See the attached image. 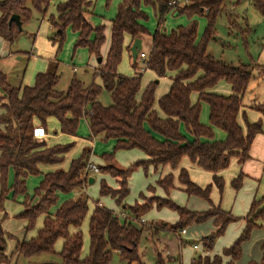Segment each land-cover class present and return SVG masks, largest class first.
<instances>
[{"label": "trees", "instance_id": "obj_1", "mask_svg": "<svg viewBox=\"0 0 264 264\" xmlns=\"http://www.w3.org/2000/svg\"><path fill=\"white\" fill-rule=\"evenodd\" d=\"M172 1L121 0L116 16L111 19V45L107 58L102 60L95 73L101 76L102 84L92 82L86 85L74 77L66 91L58 89L61 75L57 59L46 71L37 73L33 85L23 89L11 87L6 75L0 72L3 89L0 97L3 109L0 114V214L3 213L0 215V263L9 264L5 251L7 238L12 236L4 229L3 223L7 217L5 202L10 191L14 197L25 196V209L20 216L28 221L27 230L35 226L40 215L44 216L43 226L35 237L16 240L12 255L17 260L25 258L28 262L44 261L47 258H42L43 255H50L61 264H112L114 253H118L126 264L139 263L140 241L145 229L141 218L153 208H169L177 212L178 220L170 226L176 233L191 224L213 220L217 227L214 232L216 237L222 235L231 223L241 219L225 210L221 203H214L211 193L214 185L223 192L225 179L218 172L226 169L233 157H239L241 162L248 159L255 136L263 132L262 121H249L243 110L244 95L253 76L245 65L228 64L209 53L208 45L214 37L215 19L223 0H199L185 4ZM49 3L50 0H0V37L12 45L22 30L15 22L10 25L11 16L19 14L24 23L32 16V6L46 13ZM253 4L264 14V0H253ZM92 5L90 0H66L57 5V15H52L50 22L56 29L52 39L59 44V48L63 45L66 28L71 26L79 33L77 46H86L92 54L101 56L100 50L106 39L105 26H94L89 21L87 14ZM144 5H152L160 18L154 33L145 25L147 14ZM170 11L187 13L191 17L190 24L171 32L161 31L162 19ZM196 14H205L208 18L202 38L198 37ZM146 34L152 35V47L149 58L144 62L145 68L155 72L159 79L171 75L169 91L158 99L164 116L155 108L159 80L151 82L142 97L138 98L142 73L128 76L118 71L126 37H131L134 42ZM127 47L131 52V47ZM221 80L231 86L230 94L213 91ZM103 90L111 94L112 104L108 106L99 100ZM194 92L198 96L196 102L192 99ZM203 102L209 105L210 125L201 121ZM254 109L264 115V105H255ZM240 115L246 129L239 122ZM51 118L59 121L61 133L73 136L77 135L81 119L86 118L93 137L114 138L115 150L139 148L148 156L128 167L115 164L100 166L102 173L115 177L119 184L114 188L102 179L100 194L109 195L117 204L125 206L128 215L119 216L97 201L89 220L90 251L86 256L83 255L82 227L89 213V196L84 192L62 202L55 212L51 208L57 204L61 193L84 188L88 177L82 175L90 159V149L84 148L82 155L72 160L68 170L44 173L40 186L35 190L38 201L34 202L27 193V178L41 173V164H61L73 146L49 145L45 140L38 141L33 137L34 127L42 125L47 128ZM182 126L194 135V140L188 139ZM213 127L223 130L226 138L215 139ZM104 157L106 160L114 159L113 154H105ZM185 157L213 173L212 183L204 187L191 179L186 168L182 167L179 172L181 189L189 196L207 200L209 209L198 211L176 203L171 198V192L176 188L173 173L161 176L156 185L147 188L156 192L160 187L165 195H154L150 198L151 203L140 204L139 199L134 205L125 203L130 193L129 179L135 167L143 168L146 173L150 166L155 170L167 165L175 169ZM11 168L15 172V181L9 188L8 173ZM243 177L241 172L232 181L235 190L241 188ZM145 197V192H141L139 198ZM260 219H264V196L253 200L242 232L223 249L222 254H199L193 258L192 264H237L243 254V244L250 240L255 228L262 227ZM150 229L154 233L165 230L158 225H151ZM214 237L204 238V248L213 249ZM60 239L63 246L57 251L55 246ZM261 247L262 259L259 262L251 260L248 264H264V239Z\"/></svg>", "mask_w": 264, "mask_h": 264}, {"label": "rangeland", "instance_id": "obj_2", "mask_svg": "<svg viewBox=\"0 0 264 264\" xmlns=\"http://www.w3.org/2000/svg\"><path fill=\"white\" fill-rule=\"evenodd\" d=\"M63 1L66 0H50L46 13L32 6L31 18L23 23L22 32L12 45L0 37V72L6 75L7 82L11 87H21L23 89L27 85H33L37 73L44 72L50 68L52 63H56L55 59L59 61L58 72L61 75L58 89L66 91L74 77L86 85L92 82L102 84L101 76L95 73L102 62H100L99 58L101 57L104 61L107 58L111 45V19L116 16L121 0H90L93 5L91 8L92 12L87 14L89 21L94 26H105L106 39L101 47V56L99 57L92 54L88 47L77 46L79 33L73 30L71 26H68L65 30V38L61 48L52 39L55 36L56 29L52 27L50 17L57 15V5ZM182 1L181 3L185 4L198 2L199 0ZM143 9L147 14V19L144 21L145 25L151 33H154L158 28L160 18L152 5H144ZM194 19L198 21V37L202 38L208 24V18L205 14H196ZM190 22L191 17L187 13L178 14L170 11L163 17L160 29L161 31L171 32L179 26H188ZM215 29L214 37L208 45L209 53L217 60L235 66L245 65L251 71L253 77L246 89L243 104L247 108L248 120L252 121L253 116H256L258 120L261 115L258 110L254 109V106L264 105V14L256 9L253 0H223L221 10L215 19ZM132 45L133 42L130 47ZM151 47L152 35L146 34L143 37L140 53H148ZM134 63H136V67H134ZM118 71L128 76H132L136 72L142 73V83L138 98L142 97L143 92L151 82L159 80L156 84L155 93L157 100L155 108L160 115L163 113L158 99L170 89V74L159 79L155 72L145 68L144 60L139 55L136 58L132 56L126 45ZM215 89H219L215 92L224 95L232 92L231 86L224 80H221L215 86ZM1 95H3V89L0 86V97ZM192 98L195 102L198 100L195 92L192 94ZM99 100L107 106L112 104L111 94L107 90L102 91ZM2 112L3 109L0 106V114ZM201 121L206 125H210L209 105L206 102L202 103ZM213 128L215 139L220 140L221 138H217L216 132L224 134L223 130L217 127ZM182 131L188 136L189 140H194V135L187 132L185 127H182ZM52 134L56 136L53 143L73 144V146L60 166L42 165L40 169L41 173L32 174L27 178V193L33 198L34 202L39 200V196H36L35 190L40 186L44 173L54 172L58 169L68 170L72 160L80 157L84 148H88L91 151L89 160L94 161V163L100 166L106 163L105 154L114 155V159H107V164H115L120 167H128L137 160L146 158L145 152L139 148L115 150L116 140L114 138L93 137L85 118L81 119L76 136L61 133L60 127L57 130H53ZM155 135L158 138L161 137L157 134ZM182 167H185L189 171L191 179L201 186L205 187L213 181V173L191 163L188 157H185L180 166L175 169L168 165L164 166L162 171V167H159L158 170H155L154 167H149L148 173H146L143 168L135 167L130 177V193L125 203L134 205L138 199L140 204H144L147 201L151 203L150 198L156 195L157 192L147 190L148 186L156 185L162 173L163 175L173 173L174 182L177 187L173 190L171 198L176 203L187 206L190 209L198 211L207 210L210 207V203L207 200L198 196H189L181 189L179 172ZM102 172L101 170L100 173L91 174L95 178V181L92 183H88L87 181L85 184L87 188L83 189L89 196V213L82 227L84 233L83 254L85 255L86 253L89 254L90 251L89 220L96 202H101L102 206L114 210L119 216H121V211H127L123 208L122 204H117L111 196H102L100 194L102 179H105L110 186L114 188L118 187V182L113 176ZM82 176H84V172ZM224 179L225 186L223 192H220L217 186L214 185L211 199L216 204L221 203V206L226 210L231 209L233 206L237 191L232 186L229 175L227 177L224 175ZM14 181L15 172L11 168L8 173L9 188L14 184ZM145 190L146 197L139 198L140 193ZM159 190L161 191V189ZM75 195V190L61 193L57 204L51 208V211L55 212L62 202L75 197ZM24 203L25 196L19 195L14 197L12 191H10V195L5 202L7 217L4 220V227L7 233L12 236L7 238V249L5 251L6 254H9V256L6 255L9 259V264H28L27 259L20 258L16 260V257L12 255L15 242L17 239L29 240L33 236L35 237L43 226L44 216L40 215L35 226L30 230L26 229L27 220L20 216L25 209ZM177 215V212L169 208H153L142 215L148 222H142L145 229L139 247L141 257L139 263L133 264H179L180 262L182 264H191L192 258L197 257L199 254L211 255L205 252L212 250L217 253L223 252V249L230 246L241 233L239 231L241 224L234 222L227 227L222 235L214 237L213 249L205 248L204 251V238L214 234L211 230V228H215L213 222L206 221L200 224H191L187 227L188 233L179 236L180 232L176 233L170 229ZM170 217L174 220L172 221ZM151 225H158L165 230L154 233L150 229ZM260 240L258 235L252 234L250 240L245 243L242 257L238 260L237 264H248L250 259H256L255 255L261 254ZM195 244H200V249H194L193 246ZM55 248L58 251L62 249L61 239L58 240ZM203 251L204 253H202ZM180 254L183 256V260ZM42 258L56 259L50 255H43ZM112 264H126V262L120 258L118 253H114Z\"/></svg>", "mask_w": 264, "mask_h": 264}, {"label": "crops", "instance_id": "obj_3", "mask_svg": "<svg viewBox=\"0 0 264 264\" xmlns=\"http://www.w3.org/2000/svg\"><path fill=\"white\" fill-rule=\"evenodd\" d=\"M90 12H92V11L90 10ZM141 39H142V43H143V37ZM132 42L133 41L131 40V37H129V36L126 37V42H125L126 46H130L132 44ZM149 53H150V51L148 52V54ZM138 55L140 56V52L138 53ZM216 90H219V89H215V87H214L213 91L215 92ZM246 109L247 108L244 106L243 110L247 114V110ZM260 115H261V117H259L260 119H258V120L262 121L263 132H260V133H258L255 136V138H254V140L252 142L251 149H250V157L248 159H246L244 162H241L239 157H233L231 159V161H230V165L226 169H223V170L218 172V175H221L223 177H224V175L226 177L229 175L230 178H231V182L234 179L238 178V176L241 174V172L244 173L242 186H241V188L239 190H236L237 194H236V197H235V202H234L233 206L231 207V209H226V210L231 211L235 216L241 218V219L235 221V222H237V223L239 222V224H241L240 226L238 224V226L240 227V230H239L240 232H242V230H243V228H244V226L246 224L245 217L247 216V214H248V212H249V210L251 208L253 200L260 199V198H262L264 196V115L261 112H260ZM161 116H164V113H162ZM256 118H257L256 116H253V119H252L251 122H255L257 120ZM239 122L243 126V128L246 129L245 122H244V119H243L242 115H240V117H239ZM59 127H60L59 121L56 118H51L49 120V122H48V127L46 128L47 136L45 138L41 139V140H45L46 143L49 144V145H55V143H53V140H54V137H56V136L52 134V131L53 130H57ZM216 135H217V138H219V139L221 138L220 140H224V138L226 136V133L224 132V134H222V133L220 134V133L216 132ZM41 140H38V141H41ZM67 154H66V156H67ZM145 155H146L145 159H147L148 156H147L146 153H145ZM105 164H107V160H106ZM42 165H44V164L40 165V169H41ZM56 166H60V164H58ZM98 166H100V165H98ZM121 167H124V166H121ZM150 167L152 168L153 166H150ZM162 169H163V167L161 168V171H162ZM228 169H230V170H228ZM227 171H229V172H227ZM161 176H163V173L159 177H161ZM91 177H92V175L90 174L89 177H88V183H92V182L95 181V178H94V181L90 182L89 178H91ZM115 180L118 182V180L116 178H115ZM129 181H130V179H129ZM85 188H87V185H85L83 189H85ZM83 189L75 190L76 191L75 197H77L80 194L84 193L85 191ZM159 189H161V188L157 187V189H156L157 194L158 195H165V193L162 194L164 192L163 189H161V191ZM144 192H146V190ZM172 193H173V190L171 192V195H172ZM98 203H99L100 206H102L101 202H98ZM123 208H125V206ZM202 211H204V210H202ZM115 213H117V212H115ZM2 214L3 213H1L0 215H2ZM120 215L122 217L127 216L128 215V211H121ZM170 218H171L172 221L174 220L172 217H170ZM141 219H144V221L141 220L142 222H148L145 217H142ZM177 220H178V215L175 218V221H173V222H176ZM209 221L213 222V220H209ZM27 223H28V221H27ZM259 223L262 225V227L255 228L253 230L252 234L258 235L259 238L261 239L260 240V252H261V254L260 255H258V254L255 255L254 257L256 259L253 258V259H250L249 261L254 260V261H258L259 262L262 259V257H263V250H262L261 244H262V241L264 239V219H260ZM213 224H214V222H213ZM3 226H4V223H3ZM214 227L215 228H211V230L213 232H215L217 230V227L215 225H214ZM4 229H5V227H4ZM72 231L75 232V229H73ZM187 233H188V231H187ZM18 240H20V239H18ZM245 243L243 244V248H244ZM196 245L198 246V248H195ZM15 246H16V242H15ZM62 246H63V240H62ZM193 247H194V249H200V244H195ZM14 249H15V247H14ZM204 251H205V248H204ZM204 251L202 253H204ZM205 253H208V254L210 253L211 255L212 254L213 255L222 254V252L221 253H217L214 250L207 251ZM6 255L9 256V254H6ZM83 255L86 256L87 253H86V255L85 254H83ZM181 257H182V260H183V256L182 255H181ZM16 260H17V258H16ZM47 260L48 261L58 262L56 260H51L50 258H47ZM192 260H193V258H192ZM192 260H191V264H192ZM225 260L227 261L228 258L225 257ZM29 263L30 262H28V264ZM185 264H187V263H185Z\"/></svg>", "mask_w": 264, "mask_h": 264}, {"label": "built area", "instance_id": "obj_4", "mask_svg": "<svg viewBox=\"0 0 264 264\" xmlns=\"http://www.w3.org/2000/svg\"><path fill=\"white\" fill-rule=\"evenodd\" d=\"M185 2H189L190 0H184ZM176 2H183L182 0H173L172 3ZM140 58L145 61L149 58V54L145 52L140 53ZM47 136V130L44 126L42 125H37L33 129V137L37 140H41ZM100 172V166H98L96 163H94L92 160H89V162L86 165L85 171H84V176L89 177L90 174L92 173H99ZM144 221V219H142ZM187 233V229L184 228L180 231L179 236ZM195 248H198L196 245Z\"/></svg>", "mask_w": 264, "mask_h": 264}, {"label": "water", "instance_id": "obj_5", "mask_svg": "<svg viewBox=\"0 0 264 264\" xmlns=\"http://www.w3.org/2000/svg\"><path fill=\"white\" fill-rule=\"evenodd\" d=\"M15 22L18 26V28L20 30H22V27H23V22L20 18V15L19 14H13L10 18V25ZM142 48V39L140 37L136 38L133 42V45L131 46V51H132V54L134 56V58L137 57L138 53L140 52ZM100 62L102 61V58L100 57L99 58ZM89 181L92 182L94 181V178L91 177L89 178ZM215 235L214 234H211V235H208L207 237L208 238H213ZM29 264H61L59 262H55V261H48V260H45V261H32L30 262Z\"/></svg>", "mask_w": 264, "mask_h": 264}]
</instances>
